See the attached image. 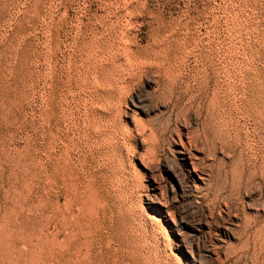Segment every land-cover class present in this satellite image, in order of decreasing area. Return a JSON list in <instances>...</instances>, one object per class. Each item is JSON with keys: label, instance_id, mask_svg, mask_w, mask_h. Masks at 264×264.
I'll list each match as a JSON object with an SVG mask.
<instances>
[{"label": "rangeland", "instance_id": "rangeland-1", "mask_svg": "<svg viewBox=\"0 0 264 264\" xmlns=\"http://www.w3.org/2000/svg\"><path fill=\"white\" fill-rule=\"evenodd\" d=\"M0 264H264V0H0Z\"/></svg>", "mask_w": 264, "mask_h": 264}]
</instances>
